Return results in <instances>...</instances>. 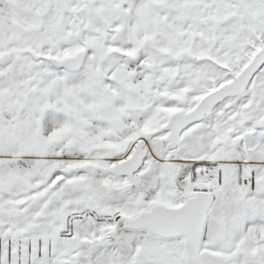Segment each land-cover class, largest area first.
I'll return each instance as SVG.
<instances>
[{
    "label": "snow or ice",
    "instance_id": "snow-or-ice-1",
    "mask_svg": "<svg viewBox=\"0 0 264 264\" xmlns=\"http://www.w3.org/2000/svg\"><path fill=\"white\" fill-rule=\"evenodd\" d=\"M0 264H264V0H0Z\"/></svg>",
    "mask_w": 264,
    "mask_h": 264
}]
</instances>
